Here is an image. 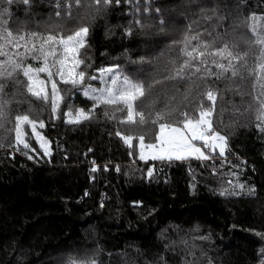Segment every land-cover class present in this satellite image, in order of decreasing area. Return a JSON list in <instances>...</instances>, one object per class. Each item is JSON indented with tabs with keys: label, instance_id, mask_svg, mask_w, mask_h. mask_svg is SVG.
Returning <instances> with one entry per match:
<instances>
[{
	"label": "trees",
	"instance_id": "16d2710c",
	"mask_svg": "<svg viewBox=\"0 0 264 264\" xmlns=\"http://www.w3.org/2000/svg\"><path fill=\"white\" fill-rule=\"evenodd\" d=\"M214 5H227L231 13L225 28L252 13L264 15V0H121L72 23L89 26L90 74L119 65L125 74L151 82L154 76L163 79L180 47L173 41L200 20V7ZM10 11L13 21L25 19L24 5L13 4ZM51 11L47 0H36L32 9L36 20H46ZM137 19L146 26L136 25ZM160 19L166 21L163 31ZM129 28L132 35L126 34ZM91 83L100 86L99 81ZM174 83L156 85V92L162 95ZM254 83L246 80L244 90L253 93ZM177 87L180 100L187 86L180 82ZM7 90L14 88L9 84ZM29 99L31 104H14L11 114L31 108L44 121L35 133L25 126L30 148L16 145L13 131L0 129V264H68L70 257L94 258L98 264H184L185 259L195 264H262L264 239L257 233L264 234V133L255 126V111L244 110L255 105L252 95L225 93L221 127L229 136L226 159L171 162L139 159V140L129 147L115 133L135 134L143 128L110 120L103 106L91 121L74 125ZM68 103L75 109L92 107L82 93H74ZM43 140L50 142L45 145L50 155L40 147Z\"/></svg>",
	"mask_w": 264,
	"mask_h": 264
},
{
	"label": "snow or ice",
	"instance_id": "6c2138e0",
	"mask_svg": "<svg viewBox=\"0 0 264 264\" xmlns=\"http://www.w3.org/2000/svg\"><path fill=\"white\" fill-rule=\"evenodd\" d=\"M120 2L47 0L52 11L46 20L35 19L37 14L32 9L36 0H4L0 4V129L13 131L16 145L30 148L25 126H29L33 133L37 124L40 128L45 126L43 120L32 115L31 108L12 116V106L31 104L29 98L49 107L57 119L62 114L68 124L91 121L96 110L103 106L104 115L110 120L142 127L143 130L135 134L120 130L115 133L129 147L133 146L134 139L139 140L141 160L171 162L195 158L208 161L216 156L226 159V153L230 151L229 136L222 133L221 118L225 111L222 106L225 93L228 92L241 98L252 95L255 105L249 103L244 110L255 111V126L264 133V15L252 13L225 28L223 22L231 15L227 5L224 9L219 5L200 7V20H193L183 38L173 41V45L180 47L176 56L168 61L163 79L154 76L151 82L140 80L119 70V65L98 68L96 74H90L89 26H73L72 22L87 18L92 11L98 12L101 5L109 7ZM13 4L25 6L24 20H12L10 6ZM82 9L84 15L80 14ZM155 12L160 13L161 9L156 8ZM165 23L164 19L159 20L161 31ZM135 24L141 28L146 26L139 19ZM201 27L203 31H200ZM241 28L247 32H241ZM249 32L251 35L247 34ZM126 34L132 35V29H127ZM30 61L36 62V66ZM143 61L144 58L140 57V62ZM41 74H44L43 78ZM249 78L255 81L253 93L244 90ZM92 81H99L100 86H93ZM166 81L175 83L161 95L156 92V85ZM180 82L187 87L177 100ZM9 84L14 91L7 90ZM220 84L224 87H219ZM74 93H82L92 101V107L75 109L68 103ZM62 107L67 110L62 112ZM117 113L122 115L118 117ZM8 123H13L11 129H6ZM156 126L158 130H155ZM46 144L50 142L43 140L40 147L47 156L50 149L45 147ZM17 150L21 149L18 147ZM28 158L32 159L31 156ZM148 175H152L151 169ZM238 187L243 189L244 185ZM253 192L254 189H249V194ZM220 194L226 193L222 191ZM257 235L264 239V234ZM181 243L187 246L188 242L182 240ZM189 255L195 253L190 251ZM68 264H98V261L70 257ZM184 264H195V261L185 259Z\"/></svg>",
	"mask_w": 264,
	"mask_h": 264
},
{
	"label": "rangeland",
	"instance_id": "374dc122",
	"mask_svg": "<svg viewBox=\"0 0 264 264\" xmlns=\"http://www.w3.org/2000/svg\"><path fill=\"white\" fill-rule=\"evenodd\" d=\"M199 144V142H197ZM136 156L139 157V142L135 144ZM147 151V150H146Z\"/></svg>",
	"mask_w": 264,
	"mask_h": 264
}]
</instances>
